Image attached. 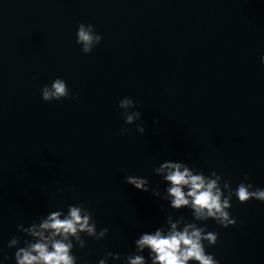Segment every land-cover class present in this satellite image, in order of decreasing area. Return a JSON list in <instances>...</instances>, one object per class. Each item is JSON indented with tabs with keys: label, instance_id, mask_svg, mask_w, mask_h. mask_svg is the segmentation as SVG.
Segmentation results:
<instances>
[{
	"label": "water",
	"instance_id": "1",
	"mask_svg": "<svg viewBox=\"0 0 264 264\" xmlns=\"http://www.w3.org/2000/svg\"><path fill=\"white\" fill-rule=\"evenodd\" d=\"M80 23L102 42L76 43ZM264 0H0V255L18 224L83 204L108 228L84 237L79 264L125 257L144 231L193 222L174 210L153 171L165 161L264 188ZM66 81L76 100L45 102ZM130 97L145 132L125 125ZM154 121H157L154 123ZM121 127L131 131L120 134ZM128 175L149 180L142 192ZM63 189V194L59 190ZM235 226L195 221L218 234L206 251L220 264H264V203L233 198ZM147 257V253H145ZM109 264H120L110 261ZM150 264V262H149ZM195 264V262H190Z\"/></svg>",
	"mask_w": 264,
	"mask_h": 264
},
{
	"label": "clouds",
	"instance_id": "2",
	"mask_svg": "<svg viewBox=\"0 0 264 264\" xmlns=\"http://www.w3.org/2000/svg\"><path fill=\"white\" fill-rule=\"evenodd\" d=\"M102 42L91 23H80L76 32V43L84 54H91ZM264 63V56L261 57ZM45 102L76 100L72 96L65 80L57 77L41 89ZM124 124L136 126L140 134L145 132L141 112L130 97H123L118 102ZM157 121H154V123ZM131 131L130 127H121L120 134ZM154 173L166 183V196L174 210L188 208L192 212L193 222L183 219L167 220L169 227H157L154 231H144L134 241V251L121 257L119 253L108 251L97 264H109L110 261L120 264H220L214 255L206 251L215 246L218 234L198 226L195 221H214L224 228L235 226L237 221L231 215L232 200L241 204L251 200L264 203V188L254 187L252 183H239L235 189L229 181L216 171L210 176L195 172L180 162L165 161L153 169ZM125 183L138 191H152L159 197V191L150 188L149 180L138 175H128ZM63 194V189L59 190ZM17 229L23 237L13 236L7 242L8 249H15V264H79L74 250L86 248L84 237L96 241L104 240L108 228H97L91 211L83 204H69L67 211L55 210L46 216L33 220L28 226L18 224ZM147 253V257L145 256ZM12 257L0 255V264H7Z\"/></svg>",
	"mask_w": 264,
	"mask_h": 264
}]
</instances>
